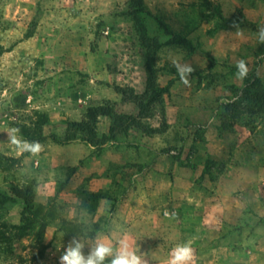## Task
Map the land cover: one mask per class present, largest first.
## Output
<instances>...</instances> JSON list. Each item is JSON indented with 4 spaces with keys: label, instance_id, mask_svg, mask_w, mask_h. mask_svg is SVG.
<instances>
[{
    "label": "rangeland",
    "instance_id": "rangeland-1",
    "mask_svg": "<svg viewBox=\"0 0 264 264\" xmlns=\"http://www.w3.org/2000/svg\"><path fill=\"white\" fill-rule=\"evenodd\" d=\"M262 29L264 0H0V264H61L73 238L87 255L98 229L142 264L185 242L192 264L249 257L264 240ZM99 106L129 118L112 130ZM53 137L115 152L111 201L82 188L76 215L69 193L34 200L8 153Z\"/></svg>",
    "mask_w": 264,
    "mask_h": 264
},
{
    "label": "crops",
    "instance_id": "crops-1",
    "mask_svg": "<svg viewBox=\"0 0 264 264\" xmlns=\"http://www.w3.org/2000/svg\"><path fill=\"white\" fill-rule=\"evenodd\" d=\"M40 148L33 152L31 148L28 153H8L16 159L15 169L12 172L20 176L22 182L27 183L30 175L35 179L34 200L44 203L56 193H69L72 201L66 203L75 214L79 213V198L77 193L83 188L82 194H97L108 191L112 184V178L107 174L110 156L115 152L110 149L97 150L95 146L81 140H68L56 142L55 140H42L38 142ZM6 153V152H5ZM115 156V155H114ZM63 171L67 173L63 177ZM6 172L0 170V183L6 179ZM63 185L59 187L58 185ZM111 201L110 198L102 197L97 199L96 207L101 203ZM20 201L16 203V209L20 207ZM109 230H96L94 236H89L88 242L92 245L96 240L115 242L107 233ZM255 251L249 257H241V264H264V240L256 242ZM233 262V261H232ZM238 264L237 261H234ZM233 264V263H232Z\"/></svg>",
    "mask_w": 264,
    "mask_h": 264
},
{
    "label": "clouds",
    "instance_id": "clouds-1",
    "mask_svg": "<svg viewBox=\"0 0 264 264\" xmlns=\"http://www.w3.org/2000/svg\"><path fill=\"white\" fill-rule=\"evenodd\" d=\"M259 38L264 41V29L259 32ZM182 73L191 72L190 67L178 69ZM236 75L243 78L246 75L245 63L241 60L237 64ZM33 152L38 151L40 145L33 142L28 145ZM119 247L114 249L111 241L96 240L87 255L82 251L84 244L73 238L69 242L63 255L60 257L61 264H103L106 257H111L109 264H142V258L131 247L128 238L119 240ZM194 250L189 242L176 245L170 253L168 264H192Z\"/></svg>",
    "mask_w": 264,
    "mask_h": 264
},
{
    "label": "trees",
    "instance_id": "trees-1",
    "mask_svg": "<svg viewBox=\"0 0 264 264\" xmlns=\"http://www.w3.org/2000/svg\"><path fill=\"white\" fill-rule=\"evenodd\" d=\"M94 111V114L92 115V117H93V120H96L97 118H98V116H100V115H104V116H109V117H111L112 118V130H115L116 129V127H118L119 125H121V124H119V119L121 120L122 119V121H123V119H127V118H129L128 116H126V115H119V114H117V113H115L114 112V110H112V109H110V108H108V107H104V106H99V107H96V108H93V109H90L89 110V112L90 111ZM96 123V121L94 122V124ZM84 127H86L88 130H90V127L89 126H84ZM54 138V140L56 141V142H59V143H61V142H65V141H68V140H73V138H68V139H66V140H64V139H62V138H60V137H53ZM89 144H92L93 146H95V144H93V141L90 139V140H86ZM22 191L24 192V194H26V192L27 191H24V189H22ZM24 194L21 196L22 197V199L24 200V204L27 206V202H26V199H25V197H24ZM34 197V196H33ZM90 197L94 200V201H97V199L98 198H102V197H104V193H97V194H90Z\"/></svg>",
    "mask_w": 264,
    "mask_h": 264
}]
</instances>
